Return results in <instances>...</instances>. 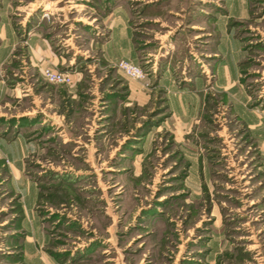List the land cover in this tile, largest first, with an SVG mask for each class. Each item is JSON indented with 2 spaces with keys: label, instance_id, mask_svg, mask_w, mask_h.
Returning <instances> with one entry per match:
<instances>
[{
  "label": "rangeland",
  "instance_id": "374dc122",
  "mask_svg": "<svg viewBox=\"0 0 264 264\" xmlns=\"http://www.w3.org/2000/svg\"><path fill=\"white\" fill-rule=\"evenodd\" d=\"M123 19L143 80L107 59ZM0 264H264V0H0Z\"/></svg>",
  "mask_w": 264,
  "mask_h": 264
},
{
  "label": "crops",
  "instance_id": "0c3cea01",
  "mask_svg": "<svg viewBox=\"0 0 264 264\" xmlns=\"http://www.w3.org/2000/svg\"><path fill=\"white\" fill-rule=\"evenodd\" d=\"M131 34L132 31L127 24V20L123 19L115 25V28H113L111 32L110 39L104 43L107 59L110 62H116L123 58L131 61H135L137 59V53H135L132 49ZM238 45L239 44L237 42H220V47H218L219 50L217 49L221 54L226 53L223 55V58L220 59L217 68V78L221 81L224 87L230 85V82L234 81L237 77V62L240 58ZM29 51L33 62L41 60V64H43V66L51 65L58 67L61 63H63L49 42L34 40V42L31 43V50ZM132 80L137 81L136 79ZM176 90L178 89H173L171 92L172 95H175L172 104H174V106L179 110H185L186 107L189 110L194 108L193 105L195 103L194 101L196 96L194 90ZM244 105V103L236 105L238 108L237 110L240 111V115L245 116L249 122L255 120L256 110H245Z\"/></svg>",
  "mask_w": 264,
  "mask_h": 264
},
{
  "label": "built area",
  "instance_id": "2783aa9c",
  "mask_svg": "<svg viewBox=\"0 0 264 264\" xmlns=\"http://www.w3.org/2000/svg\"><path fill=\"white\" fill-rule=\"evenodd\" d=\"M119 68L129 77L137 80H143L146 77L144 69L128 59H122L118 64ZM44 79L53 84L71 85L74 82L72 74L68 71L58 70L51 66H46L42 70Z\"/></svg>",
  "mask_w": 264,
  "mask_h": 264
}]
</instances>
